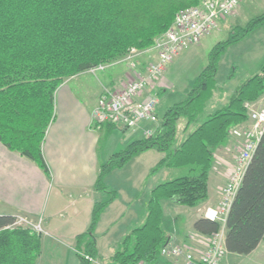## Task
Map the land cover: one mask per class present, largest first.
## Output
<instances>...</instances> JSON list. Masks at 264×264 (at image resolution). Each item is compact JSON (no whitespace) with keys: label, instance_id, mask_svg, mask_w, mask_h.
<instances>
[{"label":"trees","instance_id":"trees-1","mask_svg":"<svg viewBox=\"0 0 264 264\" xmlns=\"http://www.w3.org/2000/svg\"><path fill=\"white\" fill-rule=\"evenodd\" d=\"M201 0H0V143L33 162L46 176L51 173L43 154L48 128L55 120V94L69 78L93 67L108 65L132 49L151 48L174 22L176 14L199 6ZM264 24V14L237 26L226 41L210 52L208 64L184 101L165 114L152 138L129 143L102 163L95 190L105 196L95 203L89 229L75 241L83 264L98 260L96 228L107 207L118 198L105 179L133 158L150 150L164 157L153 169L183 170V176L158 184L149 195L142 225L123 239L110 264H160L170 235L164 228V201L199 208L208 200V182L215 152L230 144L231 131L247 124L246 104L264 96V65L214 112L208 102L217 92L216 76L226 50ZM186 119L176 144L177 123ZM115 129V127L110 126ZM16 216H0V264H36L41 235L25 228L10 229ZM195 232L212 237L221 223L204 216L194 222ZM264 239V132L248 165L225 223L229 254L248 256Z\"/></svg>","mask_w":264,"mask_h":264},{"label":"crops","instance_id":"crops-1","mask_svg":"<svg viewBox=\"0 0 264 264\" xmlns=\"http://www.w3.org/2000/svg\"><path fill=\"white\" fill-rule=\"evenodd\" d=\"M262 8H264V0H244L234 14L222 22L223 28L216 33L218 35L223 34L227 30L225 28L236 24L230 28V34L233 28L239 26V21L247 19L248 14L253 11L257 12ZM208 49L207 43L201 41L199 45L185 50L165 68L158 80L150 84L143 98L153 97V93L158 96L164 93L166 96L172 90H177L184 99L207 65L206 62L209 60ZM185 65H188L187 71L191 74L187 75L186 73L188 79L184 81L182 69ZM90 75L92 74L82 73L68 79L56 91L55 120L48 128L43 144V154L51 173V179L47 178L33 162L9 151L0 143V216L25 215L36 221H42L46 234L41 236L42 253L36 264H83L74 245L76 238L88 231L95 203L105 198L94 188L99 168L114 154L125 149L129 143L146 138L142 132L130 135L123 130L112 129L107 125L99 129L93 126V110L102 93L107 89L121 88L131 79L126 70L116 68L100 75L94 74L98 84L97 91L94 93L95 96L92 97L82 92L81 95H84L80 97L78 90L72 84L75 81L83 84L86 82L84 79ZM88 80L90 81V79ZM217 98L222 102L220 105L228 102L223 96L219 95ZM172 106L173 104L169 106L168 110ZM158 119L161 122L163 120L159 117ZM186 123L184 118L177 123L178 135L181 134V138H186L195 129V126H192L190 130L185 132ZM160 125L146 123L143 124V127L157 133ZM232 139L233 137H231L230 142ZM154 151L150 150L141 154V156L153 154L152 161L147 163L141 176L140 172L137 176L134 173L130 176L131 172L125 171L127 168H124L112 172L105 179L107 186L118 193V198L104 211L95 231L98 264L99 259L104 255L110 259L117 251L113 248L115 241L119 243L125 238L123 233L118 236L112 231L116 222L113 221V216H109L111 210L117 206L116 209L122 208V212L126 211L127 205L132 204L133 195L138 191L142 182L147 184L146 190L149 195L159 184L153 179L156 175L152 176V171L164 157V154L157 151L155 158L154 153H152ZM138 162L142 163L141 159ZM234 165L233 157L231 160L220 158L213 164L208 182V200L196 208L189 229L185 230L184 235L177 239L179 241L176 243L178 246H183L193 252H203L207 249L205 241L211 237L195 232L193 225L197 219L203 217L200 211L202 207L214 209L219 207L220 190L227 183ZM179 174L183 175L184 172ZM114 178L117 179L115 184H113ZM139 178L145 179L139 181ZM120 179L127 185L128 191L124 188L122 191L117 186ZM173 206L185 208L175 204ZM144 219L145 213L142 215L141 225ZM131 225L134 227V222ZM182 225L186 228L188 224L182 223ZM109 226L110 228L106 230V227ZM170 238V245H173L175 239L171 235ZM229 258L237 263L238 260L245 258L248 260L247 264H264V239L250 255L229 254ZM170 263L172 264V261L166 259L160 264Z\"/></svg>","mask_w":264,"mask_h":264},{"label":"built area","instance_id":"built-area-1","mask_svg":"<svg viewBox=\"0 0 264 264\" xmlns=\"http://www.w3.org/2000/svg\"><path fill=\"white\" fill-rule=\"evenodd\" d=\"M243 1L201 0L199 6L179 11L171 27L149 50L141 53L133 49L131 57H127L124 61L148 52H155L157 60L147 68L146 72L136 74V78L125 86L107 89L102 93L93 110V126L98 129L106 125L113 126L130 135L142 132L147 139L155 136V131L143 127L146 123H159L156 110L157 99L143 98L148 86L160 78L165 68L176 57L214 34L222 22L235 12ZM108 67L109 65H99L90 69L89 72L96 74ZM246 108L249 117L247 124L231 131V137L238 138L243 143L242 148L238 149L239 154L234 157L235 171H232L227 185L222 190L219 207L208 208L204 213L205 218L223 223L224 227L245 171L264 132V96L258 102L247 103ZM9 228H25L39 235L46 234L41 220L36 221L25 215H16L14 224ZM224 240L225 229L212 236L209 246L203 253L196 254L183 246L169 245L163 249L162 256L171 260L173 264H221L229 254ZM86 258L98 264L97 261Z\"/></svg>","mask_w":264,"mask_h":264},{"label":"rangeland","instance_id":"rangeland-1","mask_svg":"<svg viewBox=\"0 0 264 264\" xmlns=\"http://www.w3.org/2000/svg\"><path fill=\"white\" fill-rule=\"evenodd\" d=\"M233 14L234 13H232L231 15ZM263 14H264V8L259 9L257 12L253 11L251 14H248V16L246 17L247 19H243L238 22L239 26L244 27L250 20L255 19L256 17H259ZM230 16L228 18H230ZM222 25L223 24H221L220 28L216 32H219L221 28H223ZM233 26H236V24L229 26V28L228 27L225 28L227 30H225L223 34L218 35L215 32L216 34L214 33L204 38L205 40L204 39L202 40V42L205 41V43H207V46L209 47L208 49L209 51L207 53L208 56L211 50L218 43L224 42L228 39L230 28H232ZM149 49L150 48H147L144 50H137V49L136 50L143 53ZM131 51L122 59L115 61L111 64H108L109 67L107 69L97 72L96 75H100L101 73H104L105 71H109L110 69L116 68V69L126 70V73L130 75L129 78L132 81L136 78V74L146 72L147 68L157 60L155 52H148L147 54L146 53L141 54L137 57L131 58V60L124 61L127 57H131ZM206 63L208 64V62ZM263 65H264V24L256 27L244 39L240 40L239 42L235 44H232L226 50V52L222 54L220 62H219L217 76H216L217 92H215L214 98L210 102L207 103L208 107H207L206 112L207 113L214 112L215 110L220 108L219 106H223V105H220V103H222L220 102L221 100H218L217 98L219 95L223 96L226 101H229L232 98H234L237 95L238 90L241 88V86H243L253 76L260 73V70ZM187 68H188V65H185L184 68L182 69L184 81L188 79L187 78L188 76H186V73L187 75L191 74V73L189 74V71H187ZM89 71L90 69L84 73H90ZM88 79H90V81ZM84 80H86V82L83 84L76 82V81L73 82L72 84L73 87L78 90V95L80 97L84 95V94L81 95L82 92L87 93L88 95L94 97L95 96L94 93L95 91H97V87H98L95 75L92 74L86 77ZM179 94L181 93L177 90H172L170 94L166 96H164L165 95L164 93L160 94L159 96L156 93H153V97H155L158 101L156 110H157L158 117L160 119L164 118V115L170 105L172 104L174 105L176 103L181 102L182 100H185L186 97L182 99V96ZM158 124L159 125L161 124V120H159ZM184 139L185 138H181V134H179L176 144L178 145L181 144ZM242 145H243L242 141H240L238 138L233 137L230 144H227L225 147L219 149V151L221 150L220 152L218 150L215 152L214 163L220 158L231 160L232 157L234 158L236 155L239 154L237 152L239 148H242ZM152 153H154V157L156 158L157 150H155ZM140 159L142 163L138 162L140 161ZM152 159H153V154H148L146 156H141V155L136 156L124 167L125 169L127 168V170L125 171L131 172L130 176H132V173H134L135 176H137L140 172V176H141L143 170L147 166V163H149V161H152ZM234 168H235V165H234ZM178 171H182V172H178ZM232 171H235V169H233ZM179 173H183V170L168 169V170H161L160 172H156V174H152V176L156 175L153 179L157 181L159 184H162L167 181L179 178V176L180 177L183 176V175H180ZM229 178L230 176L227 179V183L229 181ZM144 179L139 178V181H144ZM115 180L117 179L114 178V182L112 180L113 184H115ZM227 183L220 190L221 198H222V190L227 185ZM143 184L144 182L141 183V186L139 187L138 191L135 193V195H133L134 196L132 199L133 202L132 204L127 205L126 211L122 212V208L116 209L117 207L116 206L115 208L111 210L109 214V216L110 215L113 216V221L115 220L116 222L112 231L118 236L123 233L125 237L132 228L140 226L142 223V215L145 213V208L148 202L147 198H149V194L147 193V190H146L147 184L146 185L145 184L143 185ZM117 186L122 191H123L122 188L128 191L127 185H125V183L121 181V179ZM127 195H129V193ZM173 205H174L173 202L168 201V200L163 202V207H164L163 225H164V228L169 233V235H171L175 239V243L173 244V246H178L176 244V243H179L177 239L180 236L184 235L185 230L189 229L190 221L194 218L196 209H192L189 207L177 208V206H173ZM207 209L208 208H205V207L201 208L200 211H201L202 216H204V213ZM132 222H134L135 224L134 227H131ZM182 223H185L186 225L188 224L186 228L182 225ZM109 225L111 226V224ZM110 226L106 227V230H108ZM224 229H225L224 224L221 223L220 232ZM211 240H212V237L209 238L208 241H205L207 243L206 248L209 246ZM121 243L122 241L119 243L115 241L113 248H115V250H119ZM205 251L206 250H203V252ZM203 252H196V254L203 253ZM247 263H248V260H245V258L238 260V263H237L236 261L229 258V254H227L224 260L221 262V264H247ZM99 264H110V261L104 255V257L99 259Z\"/></svg>","mask_w":264,"mask_h":264}]
</instances>
